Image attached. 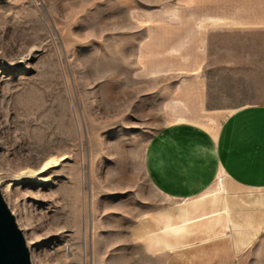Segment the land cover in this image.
Here are the masks:
<instances>
[{"label":"rangeland","instance_id":"374dc122","mask_svg":"<svg viewBox=\"0 0 264 264\" xmlns=\"http://www.w3.org/2000/svg\"><path fill=\"white\" fill-rule=\"evenodd\" d=\"M182 3L0 0V192L30 263L165 264L128 236L127 210L138 219L177 203L146 180L150 140L179 121L214 135L258 101L182 92L198 88L176 71L190 44L164 25Z\"/></svg>","mask_w":264,"mask_h":264},{"label":"crops","instance_id":"0c3cea01","mask_svg":"<svg viewBox=\"0 0 264 264\" xmlns=\"http://www.w3.org/2000/svg\"><path fill=\"white\" fill-rule=\"evenodd\" d=\"M164 25L190 44L187 57L176 52L185 61L176 71L198 88L182 92H249L258 101L234 110L214 135L179 121L150 140L146 180L177 203L138 219L127 210L128 236L145 254L166 255L165 264H264V0H185Z\"/></svg>","mask_w":264,"mask_h":264},{"label":"water","instance_id":"95a60500","mask_svg":"<svg viewBox=\"0 0 264 264\" xmlns=\"http://www.w3.org/2000/svg\"><path fill=\"white\" fill-rule=\"evenodd\" d=\"M0 192V264H32L15 218Z\"/></svg>","mask_w":264,"mask_h":264},{"label":"bare ground","instance_id":"6f19581e","mask_svg":"<svg viewBox=\"0 0 264 264\" xmlns=\"http://www.w3.org/2000/svg\"><path fill=\"white\" fill-rule=\"evenodd\" d=\"M45 167V166H44Z\"/></svg>","mask_w":264,"mask_h":264}]
</instances>
